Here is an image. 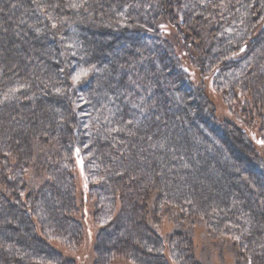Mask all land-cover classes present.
I'll list each match as a JSON object with an SVG mask.
<instances>
[{
    "label": "trees",
    "instance_id": "16d2710c",
    "mask_svg": "<svg viewBox=\"0 0 264 264\" xmlns=\"http://www.w3.org/2000/svg\"><path fill=\"white\" fill-rule=\"evenodd\" d=\"M78 158L99 264H199L188 234L154 227L165 199L264 264V0H0V264H75L50 238L83 234Z\"/></svg>",
    "mask_w": 264,
    "mask_h": 264
},
{
    "label": "rangeland",
    "instance_id": "374dc122",
    "mask_svg": "<svg viewBox=\"0 0 264 264\" xmlns=\"http://www.w3.org/2000/svg\"><path fill=\"white\" fill-rule=\"evenodd\" d=\"M51 23L52 26L56 25L55 21ZM170 27L171 30L176 31L175 27L174 29L172 26ZM165 32H169V30L165 29ZM51 45H53V41H48L47 46L50 47ZM25 53H30V51ZM13 56H15V58L13 59L14 62H12V64L14 65L16 60H18L16 58L18 56ZM24 56V54H20V57L18 58L23 60ZM186 64L190 65L188 61H186ZM190 67L191 66H188L187 68L190 69ZM191 68L192 69L190 70L192 71L191 73L195 78V82L196 80L200 82V70L197 67ZM64 73H68V68L65 69ZM68 75H71V80L74 84H79L81 83V77L86 76V73L70 71ZM203 78L206 79L204 80V89L208 94L210 100L215 105V112L217 117L223 121L235 119L236 116L234 110L232 109V106H230L229 104L230 101L224 97L221 91H217L212 85H210L211 79L208 74L204 75ZM44 108L46 111H48L47 106ZM80 115L83 114L81 113ZM48 137L49 140L47 141V144L51 145L55 141L54 136L51 135ZM40 153L41 151L37 149V152H35V156L40 155ZM75 174L76 197L78 207H81L76 213V217H78V219L81 220L83 224V234L76 242V245H70L66 243L64 244L62 241L52 238H50V243L55 249L66 256V258L74 260L75 264H99L96 254V242L98 234L102 228V222L97 221L94 216L95 198L94 196L89 194V183L85 177L82 162L79 158L76 160ZM43 177L44 176L42 173H40V176L33 172L31 174L29 173L28 185H32L33 182H35L36 184L37 182H39V179L42 180ZM82 196L84 197L83 202ZM167 202V199L161 202L162 210H160L159 213L160 221H153L154 227L157 228L159 233L165 238L166 241L168 240L167 237H169V235H173V233L179 231L183 232V234H188L192 240L194 248L193 252L199 264H251L250 260H248L247 257H243L241 255L239 243L237 242V238L234 235L228 234L224 228H219L217 231H213L210 227V222H207V218L202 216L201 213H199L198 215H193L192 212L190 214L185 212L184 216H181L183 214L174 216L173 212L171 211L173 209L171 208L168 210L167 207H169V204ZM33 219L35 220L36 225L39 228V223L38 221H36V217H33ZM38 232H41L40 228L38 229ZM165 254L170 264H175L168 248H166ZM108 264L142 263L128 258H114Z\"/></svg>",
    "mask_w": 264,
    "mask_h": 264
}]
</instances>
